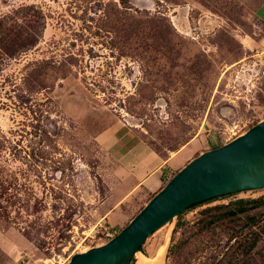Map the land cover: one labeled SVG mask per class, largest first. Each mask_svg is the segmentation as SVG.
Listing matches in <instances>:
<instances>
[{"label": "rangeland", "instance_id": "rangeland-1", "mask_svg": "<svg viewBox=\"0 0 264 264\" xmlns=\"http://www.w3.org/2000/svg\"><path fill=\"white\" fill-rule=\"evenodd\" d=\"M263 2L0 0V264H68L154 196L104 222L121 197L104 133L127 128L187 165L262 122ZM258 198L264 189L195 208L141 253L168 240L165 264H264V206L209 210Z\"/></svg>", "mask_w": 264, "mask_h": 264}, {"label": "water", "instance_id": "water-1", "mask_svg": "<svg viewBox=\"0 0 264 264\" xmlns=\"http://www.w3.org/2000/svg\"><path fill=\"white\" fill-rule=\"evenodd\" d=\"M264 189V120L191 160L107 243L68 264H137L148 239L196 204Z\"/></svg>", "mask_w": 264, "mask_h": 264}, {"label": "crops", "instance_id": "crops-1", "mask_svg": "<svg viewBox=\"0 0 264 264\" xmlns=\"http://www.w3.org/2000/svg\"><path fill=\"white\" fill-rule=\"evenodd\" d=\"M257 13L264 21V2ZM107 133L102 136V145L117 168L113 175V194L114 191L121 192L117 203L104 216V222L113 226L119 224L117 215L128 199L137 194L144 197L155 195L174 174L186 166L189 156H184L181 151L172 155H161L127 128L122 127Z\"/></svg>", "mask_w": 264, "mask_h": 264}, {"label": "trees", "instance_id": "trees-1", "mask_svg": "<svg viewBox=\"0 0 264 264\" xmlns=\"http://www.w3.org/2000/svg\"><path fill=\"white\" fill-rule=\"evenodd\" d=\"M0 26H2V23H0ZM3 28V26H2ZM25 39H28L27 37H25L24 39L22 40H25ZM18 44V42H17ZM16 44V45H17ZM8 51V50H7ZM9 55H14V52H8ZM0 72H2V69H1V65H0ZM219 145H214L212 148H218ZM177 174V173H176ZM175 176V174L173 175V177ZM166 185V183H165ZM164 185V186H165ZM232 195H229V196H226L225 198L227 197H230ZM219 198H215V199H212L210 201H207V202H204V203H200V204H196V205H193L192 207H190L187 211L183 212L177 219H178V222H177V225H176V230L181 228L184 223H183V216L195 209V208H198L200 206H203L205 204H208V203H211L215 200H217ZM233 207H228V206H217L215 208H210L209 210H226L224 212V215L226 217H236L240 214H245L247 213L250 209H253V208H258L259 206H264V198H258V199H238L236 200V202H234L233 204ZM121 231V230H120ZM255 246L253 245L252 248H254ZM141 252H144V247H142L140 249Z\"/></svg>", "mask_w": 264, "mask_h": 264}, {"label": "bare ground", "instance_id": "bare-ground-1", "mask_svg": "<svg viewBox=\"0 0 264 264\" xmlns=\"http://www.w3.org/2000/svg\"><path fill=\"white\" fill-rule=\"evenodd\" d=\"M170 236V235H169ZM168 237V236H167ZM167 242L161 244L154 256H147L143 253L137 254V264H165L166 253H167Z\"/></svg>", "mask_w": 264, "mask_h": 264}]
</instances>
